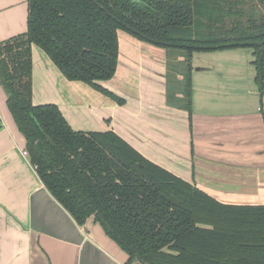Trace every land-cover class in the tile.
<instances>
[{"label":"trees","instance_id":"obj_1","mask_svg":"<svg viewBox=\"0 0 264 264\" xmlns=\"http://www.w3.org/2000/svg\"><path fill=\"white\" fill-rule=\"evenodd\" d=\"M26 30L0 42V86L30 165L78 226L90 218L125 264H264V206L224 205L148 161L115 133L75 132L53 104L33 105L31 47L69 82L123 105L118 32L177 55L165 100L192 106L195 52L250 48L264 93V0H26ZM261 104V101H260Z\"/></svg>","mask_w":264,"mask_h":264},{"label":"crops","instance_id":"obj_2","mask_svg":"<svg viewBox=\"0 0 264 264\" xmlns=\"http://www.w3.org/2000/svg\"><path fill=\"white\" fill-rule=\"evenodd\" d=\"M26 3L0 0V42L25 32ZM132 41H125L128 50L119 41L115 75L98 83L123 105L67 81L36 46L32 104L56 105L75 132L115 133L221 204L264 206V105L221 108L224 100L204 93L201 104L192 100L189 123L187 112L166 104L163 50ZM5 102L0 86V264H125L127 256L92 218L78 226L45 189Z\"/></svg>","mask_w":264,"mask_h":264},{"label":"rangeland","instance_id":"obj_3","mask_svg":"<svg viewBox=\"0 0 264 264\" xmlns=\"http://www.w3.org/2000/svg\"><path fill=\"white\" fill-rule=\"evenodd\" d=\"M118 38L123 50H128L126 44L128 40L139 43L123 32H118ZM139 45L160 51L144 43H139ZM160 52L165 55V61L168 59L172 63H177V55L171 54L167 58L165 50ZM252 52L250 48H234L193 53L189 60L192 68V100L199 101L206 93L213 100H224L225 104L221 108L252 109L264 105V93L263 102L260 104L258 89L254 81L255 68ZM199 104H201L200 101Z\"/></svg>","mask_w":264,"mask_h":264},{"label":"built area","instance_id":"obj_4","mask_svg":"<svg viewBox=\"0 0 264 264\" xmlns=\"http://www.w3.org/2000/svg\"><path fill=\"white\" fill-rule=\"evenodd\" d=\"M23 155L26 156V152H24Z\"/></svg>","mask_w":264,"mask_h":264}]
</instances>
